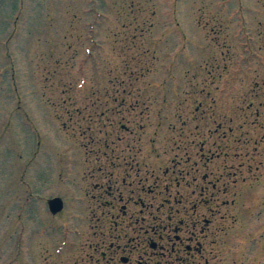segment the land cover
<instances>
[{"label":"rangeland","instance_id":"374dc122","mask_svg":"<svg viewBox=\"0 0 264 264\" xmlns=\"http://www.w3.org/2000/svg\"><path fill=\"white\" fill-rule=\"evenodd\" d=\"M0 264H264V0H0Z\"/></svg>","mask_w":264,"mask_h":264},{"label":"water","instance_id":"95a60500","mask_svg":"<svg viewBox=\"0 0 264 264\" xmlns=\"http://www.w3.org/2000/svg\"><path fill=\"white\" fill-rule=\"evenodd\" d=\"M48 210L54 214L62 208V201L59 197H52L47 200Z\"/></svg>","mask_w":264,"mask_h":264},{"label":"flooded vegetation","instance_id":"af4514ba","mask_svg":"<svg viewBox=\"0 0 264 264\" xmlns=\"http://www.w3.org/2000/svg\"><path fill=\"white\" fill-rule=\"evenodd\" d=\"M145 232H147V231L145 230ZM177 239H178V238H177ZM149 241H150V237L148 236V242H149ZM149 244H150V242H149ZM188 247H189V245H186V249H187ZM174 250H175V247H174V246H171V251L173 252ZM122 259H125V262L127 261V260H126V257H125V258L122 257L121 260H122ZM123 261H124V260H123Z\"/></svg>","mask_w":264,"mask_h":264}]
</instances>
